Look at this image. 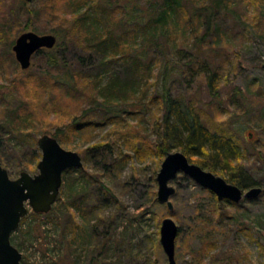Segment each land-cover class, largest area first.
I'll use <instances>...</instances> for the list:
<instances>
[{"label":"rangeland","instance_id":"1","mask_svg":"<svg viewBox=\"0 0 264 264\" xmlns=\"http://www.w3.org/2000/svg\"><path fill=\"white\" fill-rule=\"evenodd\" d=\"M232 1L235 8L229 10L227 18L216 20L227 38L219 45L222 48L219 56L225 59L227 71L218 100L211 99L202 75L191 77L182 74L183 71L180 73L176 64L177 58L180 60L178 53L169 61L177 69L172 89L186 100L193 99L195 106L206 108L204 121L212 130L221 127L227 132L229 129L239 143L251 148V152L245 154L244 163L249 170L258 172L254 177L264 182L262 161L258 159L264 158V0ZM23 2L0 0V91L6 92V98H0V116L5 117L20 106L18 113L30 114L33 120V129L25 136L10 129L0 117V161L11 178L19 177L24 170L32 175L38 173L41 135L53 134L59 126L71 123L84 108L93 106L92 102L82 100L81 94H76L72 100L64 97L65 92L60 89L52 92L54 101L43 99L38 103L34 98L37 96L35 88L49 78L41 79L48 62L37 52L31 66L22 70L13 51L16 38L23 32L34 31L55 34L60 42L56 31L66 36L71 18L60 8L50 10L47 15L41 1L35 0L26 5L30 10L27 15L22 13ZM115 2L125 4L124 0ZM127 4L132 10V5ZM188 7L192 9L195 4L189 1ZM36 10L41 13L37 14ZM192 45L189 41L183 55L192 51ZM67 56L74 58L75 53L69 51ZM235 88L245 93L236 101L230 98ZM52 104L56 106L47 109ZM219 105L223 111L218 109ZM128 108L141 112L127 115L126 122L119 126L107 124L87 132L86 141L78 137L62 143L66 149L82 156L93 144L108 146L91 150L84 160L85 171L94 177L84 179L80 171L71 168L63 173V184L52 212L34 217L32 207L28 206L25 222L28 232L15 230L11 235L22 252L21 264H169L160 241L162 220L166 217H171L179 226L175 253L178 264H264V191L257 198H244L239 203L226 205L224 200L217 199L220 203L217 204L209 189L180 172L171 181L176 193L171 197L173 209H169L157 198V175L163 160L147 151L136 156L127 146L137 143V122L142 131L148 128L157 136L161 129L156 119L157 110L152 109V114L146 109L143 120L139 121L145 105L136 101ZM35 152L40 154L39 159L33 157ZM125 154L131 157L124 158L121 165L113 169L114 160ZM99 173L117 199L96 208L87 224L73 230V224L68 222L71 213L66 202L83 189L92 199L97 196V184L93 180Z\"/></svg>","mask_w":264,"mask_h":264},{"label":"trees","instance_id":"2","mask_svg":"<svg viewBox=\"0 0 264 264\" xmlns=\"http://www.w3.org/2000/svg\"><path fill=\"white\" fill-rule=\"evenodd\" d=\"M23 1L22 13L30 15V10L26 8L30 2ZM124 1L123 5L115 0H35L44 5L47 15L53 9H64L63 12L71 18V28H66V36L56 31L60 34V42L57 41L54 48L38 51L48 62V69L41 73V79L49 78H45L35 88L34 95L37 96L34 98L38 103L43 99L54 101L56 98H52V92L60 89L68 99L72 100L76 94H81L82 100L93 103L92 107L84 108L80 115L74 116L71 123L59 126L51 135L61 144L78 137L86 141L87 132L107 124L119 126L126 122L127 115L141 112L128 108L132 102L140 101L145 109L139 121L143 120L146 109L152 114V109H156V119L161 129L154 137L148 128L144 131L139 128L140 122L135 124L137 143L131 142L127 146L134 150L136 156L147 151L149 155L157 154L161 161L169 152L180 150L191 162L221 175L230 183L243 189L260 186L264 191V182L254 177L258 172L249 170L244 163L245 154L251 152V148L239 143L229 129L227 132L221 127L212 130L204 121L203 111L206 108L195 106L193 99L186 100L182 94L175 93L172 89L177 69L169 61L172 55L178 53L180 60L177 58L176 64L181 69L180 73L183 71L182 74L191 77L195 74L202 75L211 99L218 100L221 81L227 71L225 59L219 56L222 49L219 45L227 38L219 30L216 20L227 18L229 10L235 8L234 1ZM189 1L195 4L192 9L188 7ZM127 2L132 5V10ZM36 13H41V10H36ZM189 41L193 43L190 48L192 51L183 55V49L188 48ZM69 51L75 53L74 58L70 56L69 59ZM212 51L215 53L212 54ZM5 93L0 91V98H6ZM244 96V92L235 88L230 98L236 101ZM24 101L23 99L22 103ZM55 106L52 104L47 109ZM18 108L5 117H0L14 132L24 133L26 136L33 129L32 116L19 114ZM218 109L223 111L222 105ZM46 133L48 132L43 134ZM107 146L108 144H93L88 147L84 150L83 162L91 150ZM128 156L131 157L130 154H125L123 158L115 159L113 169L118 168ZM33 157L39 159L40 154L35 152ZM258 159L262 161L264 169V158ZM72 169L80 171L84 179L94 177L84 167ZM101 176L99 173L93 180L98 192L93 199L83 189L71 201L66 202V208L71 213L68 222L73 224V230L87 224L91 219L90 214L96 208L116 201L117 197ZM211 194L215 202L220 204L216 195L213 192ZM231 203L224 200L223 204ZM32 214L34 217H41L46 213ZM26 219V216L22 218L16 231L28 232L25 228ZM11 242L17 246L13 236Z\"/></svg>","mask_w":264,"mask_h":264},{"label":"water","instance_id":"3","mask_svg":"<svg viewBox=\"0 0 264 264\" xmlns=\"http://www.w3.org/2000/svg\"><path fill=\"white\" fill-rule=\"evenodd\" d=\"M57 41L55 34L26 31L16 38L13 51L21 68L25 70L31 66L33 56L40 49H52ZM38 146L42 157L37 165L39 172L34 175L24 170L19 177L11 178L0 161V264H21L22 252L12 244L11 235L28 213V206L36 213L50 212L59 197L64 171L84 167L79 152L66 149L50 134L42 135L38 139ZM180 172L209 189L220 201L239 203L244 198L259 197L263 191L260 186L243 189L230 183L224 177L191 162L183 151L175 150L166 155L157 175V198L160 202L166 203L169 209H173L171 197L176 193L171 181ZM178 234L177 223L171 217L164 218L160 241L169 264H178L175 257Z\"/></svg>","mask_w":264,"mask_h":264}]
</instances>
